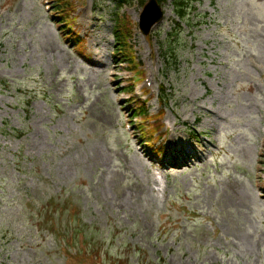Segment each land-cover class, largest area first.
I'll return each instance as SVG.
<instances>
[{
    "label": "rangeland",
    "instance_id": "obj_1",
    "mask_svg": "<svg viewBox=\"0 0 264 264\" xmlns=\"http://www.w3.org/2000/svg\"><path fill=\"white\" fill-rule=\"evenodd\" d=\"M70 1L0 0V264H264V0H191L168 67L172 0Z\"/></svg>",
    "mask_w": 264,
    "mask_h": 264
},
{
    "label": "trees",
    "instance_id": "obj_2",
    "mask_svg": "<svg viewBox=\"0 0 264 264\" xmlns=\"http://www.w3.org/2000/svg\"><path fill=\"white\" fill-rule=\"evenodd\" d=\"M123 1L127 0H120L121 3ZM160 2H166L167 0H159ZM174 2V10L175 13L179 16L181 21L176 22V28L173 32L169 33L167 39L165 40L164 46H163V56L166 61L170 62L171 59L178 60V49L176 46V41L179 38L177 34L179 35L180 31L182 30V22L185 21L189 23V11L191 10V1L190 0H173ZM65 7H68V2L63 1V5ZM64 11V10H62ZM65 19H63L61 22H63ZM131 33L130 26L128 25V22H125L121 19L117 20L116 27H115V36H116V45L120 46V53H122L123 50L126 49L127 45V36ZM118 49V47H117ZM126 53V52H125ZM128 55V54H125ZM129 64L133 63V61H127ZM168 66V65H167ZM166 96L169 97V94L166 93Z\"/></svg>",
    "mask_w": 264,
    "mask_h": 264
},
{
    "label": "water",
    "instance_id": "obj_3",
    "mask_svg": "<svg viewBox=\"0 0 264 264\" xmlns=\"http://www.w3.org/2000/svg\"><path fill=\"white\" fill-rule=\"evenodd\" d=\"M163 18V9L157 0H149L141 14L140 27L145 34Z\"/></svg>",
    "mask_w": 264,
    "mask_h": 264
}]
</instances>
